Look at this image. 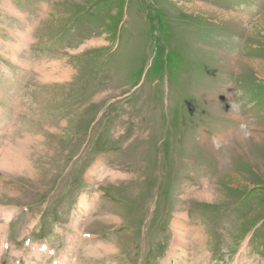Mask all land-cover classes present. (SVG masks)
Wrapping results in <instances>:
<instances>
[{"label": "rangeland", "instance_id": "374dc122", "mask_svg": "<svg viewBox=\"0 0 264 264\" xmlns=\"http://www.w3.org/2000/svg\"><path fill=\"white\" fill-rule=\"evenodd\" d=\"M0 264H264V0H0Z\"/></svg>", "mask_w": 264, "mask_h": 264}, {"label": "bare ground", "instance_id": "6f19581e", "mask_svg": "<svg viewBox=\"0 0 264 264\" xmlns=\"http://www.w3.org/2000/svg\"><path fill=\"white\" fill-rule=\"evenodd\" d=\"M246 137V136H245ZM248 138V137H247ZM210 191H205L204 192V197L203 198H207V197H211V192L209 193ZM187 195V194H186ZM200 196V193H198V197ZM184 197H185V195H184ZM178 236H180V234L178 235ZM182 236V235H181Z\"/></svg>", "mask_w": 264, "mask_h": 264}, {"label": "clouds", "instance_id": "9594fccd", "mask_svg": "<svg viewBox=\"0 0 264 264\" xmlns=\"http://www.w3.org/2000/svg\"><path fill=\"white\" fill-rule=\"evenodd\" d=\"M235 107V106H234Z\"/></svg>", "mask_w": 264, "mask_h": 264}]
</instances>
